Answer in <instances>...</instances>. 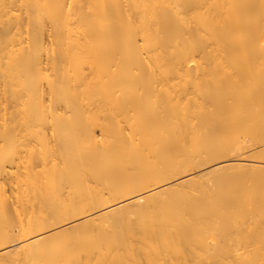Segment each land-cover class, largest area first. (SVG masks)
Listing matches in <instances>:
<instances>
[{
    "label": "bare ground",
    "instance_id": "6f19581e",
    "mask_svg": "<svg viewBox=\"0 0 264 264\" xmlns=\"http://www.w3.org/2000/svg\"><path fill=\"white\" fill-rule=\"evenodd\" d=\"M0 264H264V0H0Z\"/></svg>",
    "mask_w": 264,
    "mask_h": 264
}]
</instances>
